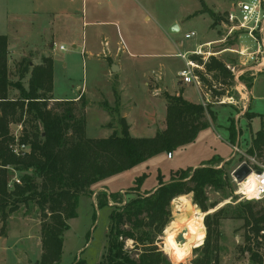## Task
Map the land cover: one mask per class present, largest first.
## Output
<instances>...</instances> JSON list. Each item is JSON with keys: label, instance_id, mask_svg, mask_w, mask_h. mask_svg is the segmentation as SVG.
<instances>
[{"label": "rangeland", "instance_id": "374dc122", "mask_svg": "<svg viewBox=\"0 0 264 264\" xmlns=\"http://www.w3.org/2000/svg\"><path fill=\"white\" fill-rule=\"evenodd\" d=\"M240 1L251 0H86L85 7L79 3L74 11L75 15L84 13L85 22L89 24L82 27L74 23L75 26L70 30L71 25L63 15L53 18L54 12L61 13V5L52 7L44 0H0V34L17 35L32 30L35 35L30 41L24 38V45H20L23 46L22 51L12 59L11 81H20L18 70L23 60H39L43 55L42 50H51L49 55L54 60L55 75L54 96L73 101L82 90L83 94L86 93L89 102L85 110L86 136L92 139L108 138L109 134L121 130L120 103L110 104L105 100L113 99L109 62L103 56L105 42L114 51L117 48L124 49L120 59L124 64L119 79L120 100L131 104L130 133L139 138H150L164 130L166 107L162 95L185 93L190 101H201L197 85H179V73L186 69V62L178 55L190 54L200 44L213 42L210 49H203L205 53L211 52L206 61L202 56L188 55L187 59L203 66L202 69H196V74L204 90L211 95L206 107L217 116L214 124L200 132L193 143L174 151L170 159L167 153L160 154L126 173L93 186L91 197L82 196L78 217L69 221L70 228L64 235L60 264H100L107 252L110 214L115 206L135 197V192L145 194L153 191L159 185L160 173L168 183L172 171L195 170L192 168L194 165L204 162L205 165L223 168L230 174L232 192L210 189L209 203L217 202L218 205L208 213L200 211L193 203L192 195L173 201L172 227L169 225L160 237L159 245L172 264H192L200 254L195 250L203 245L207 235L205 217L224 208L227 218L220 225V264H254L251 253L243 252L245 222L239 216H234L237 204L248 201L242 199L240 192L243 185L233 180L232 173L244 163L264 171V157L249 156L247 152L253 135L264 129V68L260 72L244 71L238 75L239 78L229 68H226L228 73L225 75L206 68L213 59L238 69L242 65L256 63L248 58H239L234 53L241 43L253 48H256V43L247 37L240 40L238 33L226 37L221 27L226 15ZM174 24L178 25L179 31L171 34L169 31ZM65 28H69V33L64 31ZM192 32L195 37L186 39V35ZM52 41L55 47L50 49L48 44ZM82 44L86 46L87 54L82 53ZM60 45L66 50H59ZM28 81L29 75L21 82L25 88ZM252 88L255 97L249 112L255 117L249 121L244 117L247 112H244V101L241 99L242 94L246 99V93ZM18 95L19 92L12 88L10 97ZM54 104V101L50 103L51 106ZM103 104H106L105 107ZM231 119L241 130L234 145L227 131ZM209 120L211 116L208 114ZM22 129L17 124L11 125V132L16 136L21 135ZM233 146L238 147L240 152H235ZM144 174L147 177L140 186L137 179ZM11 178L15 182L20 179V174L12 172ZM250 197H255L254 193ZM100 202L106 206L99 207ZM257 202L261 204L259 209L264 206V199L252 200V203ZM192 211L198 212V219ZM42 221L34 204L22 206L12 214L4 231L0 221V264H39L42 256ZM184 230L187 231L184 234L185 243H178L176 239ZM127 247L133 248V243L128 241ZM252 248L253 252L259 248L264 259V247L256 248L252 244Z\"/></svg>", "mask_w": 264, "mask_h": 264}, {"label": "trees", "instance_id": "16d2710c", "mask_svg": "<svg viewBox=\"0 0 264 264\" xmlns=\"http://www.w3.org/2000/svg\"><path fill=\"white\" fill-rule=\"evenodd\" d=\"M8 56V38L0 35V221L4 231L9 217L22 206H37L43 218L39 264L62 262L69 221L78 217L79 200L82 196L91 197L93 186L193 143L210 125L208 114L216 121V115L208 107L191 103L182 95L166 94L165 128L155 136H132L130 125L120 117V132L108 138H88L85 114L88 101L84 94L77 101H56L53 97V59L43 58L40 65L33 67L30 61L23 60L18 70L20 81L13 83ZM206 68L228 73L225 65L214 59ZM27 75L25 88L21 82ZM12 88L19 92L15 98L10 97ZM114 94L119 105L116 87ZM106 110L110 112L107 106ZM244 117L251 121L255 115L247 112ZM13 124L23 127L20 136L11 132ZM227 131L234 145L241 135L235 120H230ZM247 152L249 156L264 157V129L253 135ZM12 172L20 174L19 183L12 182ZM146 177L144 174L137 183L141 186ZM158 178L155 190L145 194L135 192V197L112 209L107 252L100 264H172L159 245L160 237L169 225L172 227V202L192 195L193 203L208 213L218 205L209 203L210 189L232 192L230 174L213 165L172 171L168 183L161 173ZM260 205L252 201L238 203L234 215L245 222L243 252L251 253L254 264H264L258 251V247H264V206L259 209ZM104 206L99 203V207ZM225 214L226 210L220 208L205 217L207 235L203 245L195 250L200 254L192 264H220V225L227 218ZM128 241L133 248L127 247ZM252 244L258 248L256 252L252 251Z\"/></svg>", "mask_w": 264, "mask_h": 264}, {"label": "crops", "instance_id": "0c3cea01", "mask_svg": "<svg viewBox=\"0 0 264 264\" xmlns=\"http://www.w3.org/2000/svg\"><path fill=\"white\" fill-rule=\"evenodd\" d=\"M44 1L48 5H50L52 7L61 5V8H62L61 13L54 12L52 14L53 18H60L59 15H63L64 16L63 18H65V20L69 23V26L71 25L70 26V30H72V28L75 26L74 23H77V24L81 25L82 27L87 25V24H89V23H87V21L85 22L84 13L81 15L82 16L81 17L79 14L75 15L76 12L74 11V9L76 8V5L79 4V3H82L83 7H85L86 0H44ZM53 9H55V8H53ZM35 18L40 19V17H38V16H36ZM96 23L99 24V22H95L94 24H96ZM64 31L69 33V28H65ZM0 35H5L8 38V51H9V56H8V61L9 62H8V64H9V71H10V66H11L12 59L15 58V55H17V54L19 55L20 52L22 51L23 46H20V45L21 44L24 45V38L27 37L28 40L30 41L31 38L34 37L35 35L33 34L32 30L22 31L21 34H17V35H14L13 33H11V34L10 33L9 34H0ZM72 36H73V32H72ZM207 43H211V41L204 42V43H202L200 45H204V44H207ZM105 44H106V50H105V53H104L103 56L109 62V70H108V72L110 73L109 75H110V77L113 80V82H112L113 99L108 100V99L105 98V100H107L110 104H112L114 102L116 103V98H115V94H114V87L117 88L119 97H120V94H121L119 79H120L121 73L124 70V64H122V61L120 59H121L122 54L124 53V49L120 50V48H117V50L114 51L113 49L110 48V45H109L108 42H105ZM48 45H49L48 47L50 49L55 47V43L53 41H52V43L49 42ZM61 46L62 45L59 46V50H60ZM83 46L85 48V51H84V48H83L82 53L87 54L86 46L85 45H83ZM74 47H76V46H74ZM30 48H36V47H30ZM256 48H257V45H256ZM39 50H42V49L39 48ZM65 50H66V48H65ZM42 51H43V55L40 57L39 60L30 61L32 67L40 65L42 63L43 58H51V59H53L52 56L49 55L51 50L49 51V50H46V48H45ZM89 54L93 55V53H90V52H89ZM53 62H54V60H53ZM259 63H260V66H251L250 67L249 65H247V66L246 65H242L241 67H239V69H238V67H234V66H231V65H227L225 67L229 68L230 70H232L235 73V75L239 78L238 75H240L244 71H247V72H254V71L260 72L264 68V59L261 62H259ZM242 64H244V63L242 62ZM113 66H117L118 67V71H113ZM250 68H252V69H250ZM254 75L255 74H252V76H254ZM54 79H55V75H54ZM183 84H185V83H183V81L181 79V83H179V85H183ZM182 91H184V88L182 89ZM160 92H161V90H160ZM198 93L200 94V97H201V101L200 102H192V101H190L188 96H187V94H185V93L184 94H180V95H182V97L185 100H187V101H189L191 103L202 104L204 106H207L206 103H209L210 102V98H211L210 93L206 92L203 87H201V89H199ZM82 94H83V90L80 92V95L75 98V101H77ZM176 95L178 96L179 93H177ZM242 95L243 96H242L241 101H244L243 102L244 112H249L251 102H252V100L255 97L254 89L250 90L249 93H246V96H247L246 99H245L244 94H242ZM84 96L86 97V93H84ZM162 96L164 97L165 107H166V112H167V101L165 99V95H162ZM53 97L55 98L56 101H67V100H62L61 98H56L54 96V90H53ZM11 98H14V97H11ZM86 100H87V98H86ZM119 103L121 105V117L125 118L126 121L128 122V124L130 125L131 122H132V113H131V108L132 107H131V104L130 103H123L122 100H119ZM88 106H89V102H88ZM88 106H87V108H88ZM86 111H87V109H86ZM102 112H104V111H102ZM104 115H106V114L104 113ZM107 120H108V116H107ZM209 121H210V124H214V122L212 120H209ZM130 131H131V125H130ZM109 136H111V134H109ZM186 146H188V145H186ZM185 147H183V148H185ZM204 163H200L199 165H194L192 168H196L197 169V168L201 167ZM99 189H100V187H99Z\"/></svg>", "mask_w": 264, "mask_h": 264}, {"label": "built area", "instance_id": "2783aa9c", "mask_svg": "<svg viewBox=\"0 0 264 264\" xmlns=\"http://www.w3.org/2000/svg\"><path fill=\"white\" fill-rule=\"evenodd\" d=\"M221 27L225 32L226 37L232 36L233 34L238 33L240 35L239 39L247 37L254 43H256L257 48H253V46H247L241 43L239 49L234 50V53L239 56V58H248L252 62L256 63L251 66H260L258 62L259 59L261 61L264 59V0H251L250 2L240 1L236 5L233 6L232 10L226 15L225 19L221 22ZM195 37V33H189L186 35V39H191ZM213 42L207 43L204 45H199L193 52L190 54H179L178 56L183 58L186 62V69L179 73V77L182 79L185 84L194 83L197 85L199 89H201L202 85L198 76L196 74V69H202V65L197 61L192 59H187V56H202L203 60H207V56H211V52L205 53L203 51L204 48L210 49ZM60 50L64 51L65 47L61 46ZM250 62V61H249ZM251 64V63H247ZM247 66V65H246ZM252 69V68H250ZM235 152H240L239 148L233 146ZM24 147H22V150ZM172 157V153L168 154V158ZM252 169V174H256L259 179H261V184L259 187V191L256 197L251 198L247 192L241 189V197L243 200L252 201V200H261L264 199V171L262 169L257 170L249 165ZM235 171V170H234ZM233 171V172H234ZM260 172L261 174H258ZM233 177V173H232ZM236 182V179L233 178ZM17 183L19 181L17 180ZM244 183V182H243ZM241 183L240 185H242Z\"/></svg>", "mask_w": 264, "mask_h": 264}, {"label": "water", "instance_id": "95a60500", "mask_svg": "<svg viewBox=\"0 0 264 264\" xmlns=\"http://www.w3.org/2000/svg\"><path fill=\"white\" fill-rule=\"evenodd\" d=\"M179 31V27L177 24H174L172 25V27L170 28V33L171 34H174L176 32ZM113 71H118V67L117 66H113ZM252 169L250 168V166L246 163L242 164L241 166H239L234 172H233V178L236 179V182L238 184H241L243 183L251 174H252ZM258 174H261L260 172H257ZM200 211L202 212V210L200 209ZM190 214H187V216H189ZM187 231H182L176 241L178 243H182L184 244L185 243V238H184V234L186 233Z\"/></svg>", "mask_w": 264, "mask_h": 264}, {"label": "bare ground", "instance_id": "6f19581e", "mask_svg": "<svg viewBox=\"0 0 264 264\" xmlns=\"http://www.w3.org/2000/svg\"><path fill=\"white\" fill-rule=\"evenodd\" d=\"M261 184V179H259V177L256 174H251L242 185H244V190L247 192V194L249 196H251V194L254 193L255 197L259 191V187ZM254 197V198H255ZM192 213H194V217L198 219V212H194L192 211Z\"/></svg>", "mask_w": 264, "mask_h": 264}]
</instances>
